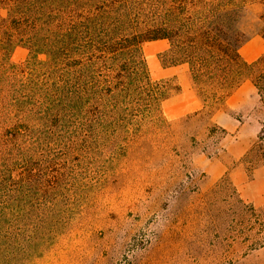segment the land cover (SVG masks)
<instances>
[{"label": "trees", "instance_id": "16d2710c", "mask_svg": "<svg viewBox=\"0 0 264 264\" xmlns=\"http://www.w3.org/2000/svg\"><path fill=\"white\" fill-rule=\"evenodd\" d=\"M254 35L264 39V0H0V52L29 51L23 67L0 59V87L10 92L2 137L62 143L69 156L81 151L74 144L104 145L118 130L164 122L161 105L180 86L150 77L142 45L158 40L168 43L162 66L188 68L201 111L218 109L246 80L264 109V52L253 61L240 53ZM11 182L0 176V264H33L63 233L71 205L47 196L43 208L23 209L24 182Z\"/></svg>", "mask_w": 264, "mask_h": 264}, {"label": "rangeland", "instance_id": "374dc122", "mask_svg": "<svg viewBox=\"0 0 264 264\" xmlns=\"http://www.w3.org/2000/svg\"><path fill=\"white\" fill-rule=\"evenodd\" d=\"M166 48L154 41L142 45L151 79L183 87L180 96L171 93L162 103L164 122L118 130V139L104 145L74 144L82 152L69 156L53 141L5 143L2 133L9 125L2 115L10 92L0 87V176L15 189L16 181L31 177V185L19 189L23 209L43 208L47 196L71 205L63 233L33 264H263L256 252L264 245V207L241 199L229 178L204 162L235 163L226 147L234 143L233 128L245 124L247 152L239 163L247 170L263 163L258 135L264 109L257 92L246 80L211 113L190 111L195 95L189 71L162 66L159 56ZM263 52L259 35L240 50L246 61ZM3 55L11 70L23 67L29 51L16 44Z\"/></svg>", "mask_w": 264, "mask_h": 264}, {"label": "crops", "instance_id": "0c3cea01", "mask_svg": "<svg viewBox=\"0 0 264 264\" xmlns=\"http://www.w3.org/2000/svg\"><path fill=\"white\" fill-rule=\"evenodd\" d=\"M154 42L161 43V45L168 47V43L166 40H158ZM249 85L253 86L250 81L246 86L249 87ZM192 91L195 97L192 101V107H190V111H196L198 109H201V101L193 88ZM182 92L183 87L180 86V91L177 93L178 96H180ZM182 108L183 106L180 107V109ZM245 129V124L235 126L233 128V132H236V135L234 136V143H231L226 147V155L232 160H235V163L228 164L225 161L213 160L210 158L204 162L208 167L213 166L216 170V174H221L229 178V180L235 186L241 199L250 203L254 207H264V149L262 155L263 163L261 165H256L250 170H247L239 163L240 158L247 152V149L244 146V137H241ZM256 253H258L259 257H262V263L264 264V245L259 250H257Z\"/></svg>", "mask_w": 264, "mask_h": 264}]
</instances>
